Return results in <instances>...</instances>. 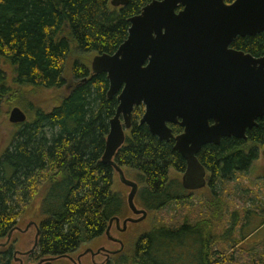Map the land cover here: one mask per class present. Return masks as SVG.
<instances>
[{"label": "trees", "instance_id": "16d2710c", "mask_svg": "<svg viewBox=\"0 0 264 264\" xmlns=\"http://www.w3.org/2000/svg\"><path fill=\"white\" fill-rule=\"evenodd\" d=\"M153 1L161 0H131L124 8L112 7L111 0H0V117L19 89L62 90L69 75L74 82L49 111L16 99L27 122L10 125V139L0 153V264L13 263L14 247L1 242H8L41 193L36 260L76 253L103 237L110 222L128 212L123 196L115 191L114 168L102 162L118 99L108 98L107 75H93L80 60L70 70L68 61L74 49L81 55L116 54L129 37V20ZM233 48L263 58L264 33L238 39ZM9 70L15 92L7 82ZM143 115V107L134 110L132 129L115 163L141 186L138 201L145 211L186 205L191 195L179 180L170 179V171L185 172L186 163L173 150V142L159 141L140 124ZM258 123L247 141L224 139L220 146L202 149L198 159L210 175L211 204L203 208L202 218L140 235L132 264H264L256 255L236 260L234 254H225L238 255L241 242L264 228L263 219L250 230L260 209L257 197L241 182L258 159L257 149L264 147V120ZM174 132L182 129L175 127ZM261 183L264 192V180ZM230 198L246 201L244 217L238 210L229 213Z\"/></svg>", "mask_w": 264, "mask_h": 264}, {"label": "water", "instance_id": "95a60500", "mask_svg": "<svg viewBox=\"0 0 264 264\" xmlns=\"http://www.w3.org/2000/svg\"><path fill=\"white\" fill-rule=\"evenodd\" d=\"M130 1L111 0V6L124 8ZM129 22L128 40L116 54L97 55L91 64L93 75H107L108 98L119 102L102 162L131 189L128 208L141 216L123 221L124 230L148 215L135 204L138 184L115 163L136 107L146 108L141 124L153 137L174 139V151L187 165L182 187L188 192L207 187V170L198 159L204 147L219 146L224 139L247 141L248 132L264 120V57L231 48L239 38L264 33V0L153 1ZM9 121L21 125L27 116L15 108ZM169 124L179 125L183 133L174 138ZM114 222L120 225L119 218L112 220L107 235Z\"/></svg>", "mask_w": 264, "mask_h": 264}, {"label": "rangeland", "instance_id": "374dc122", "mask_svg": "<svg viewBox=\"0 0 264 264\" xmlns=\"http://www.w3.org/2000/svg\"><path fill=\"white\" fill-rule=\"evenodd\" d=\"M97 55L91 54V55H81L79 54L75 49L73 50L70 59L68 61V67L71 70V66L73 65L75 60H80L83 63L87 64L91 68L92 61L94 57ZM7 82L11 85V89L15 92L16 88L12 86V73L11 71H7ZM68 85L62 89V90H36V89H19L17 92H19V95L15 96L13 99H11V102H8L5 104V107L2 109V114L0 117V153L4 150L5 146L7 145L10 134L12 132V127L10 126L11 123L9 121L10 114L16 108V99L20 98L21 101L24 103H33L34 109H42L44 111L51 110L54 106L59 104L70 92L72 86L74 85L73 79L71 75H69V78H67ZM14 101V105H13ZM10 103L11 109H10ZM25 105V104H24ZM130 134L129 131H127L126 136ZM258 152V159L253 164L251 171L247 175L244 181H241L244 186H246L249 189V193L254 194V196L257 197L256 205L259 207L260 210L256 209L257 215L255 216L254 220H252V224L250 227V230L253 231L260 223H262V220L264 219V192L262 191V183L261 181L264 180V147L257 149ZM184 172H178L177 170H171L170 171V179H177L182 183ZM128 180L133 181L137 183L135 180L134 175H131L130 173H125ZM115 191L119 194H121L128 206L127 200L128 196L131 192V189L124 186L119 179L118 174L115 173ZM260 181V182H259ZM138 184V183H137ZM238 184L237 181L231 183L232 187H235ZM139 191L141 190V186L138 184ZM43 194L41 193L38 198L35 200V203L24 212L22 217L20 218L18 222V228L21 231H25L26 228L30 224H35L40 226L42 223V219L40 217V210L38 209V206L40 205V202L42 200ZM190 197V196H189ZM211 191L209 188L202 189L200 191L195 192L191 197L189 198V202L186 205H172L168 207L166 210H163L161 212H147V218L138 224H128L127 231L122 233L119 232L116 229V222L112 225V232L111 236L113 238L119 239L123 243V249L120 250V245L117 243H112L108 241L107 236L104 235L98 240H95L87 245H84L80 248L79 251L76 253L70 255V257L76 261L77 257L80 255L85 256L86 251L89 249L93 252H97L99 249L106 248L110 251H117L120 253L117 256H114L110 260V264H132V254L134 245L139 238L140 235L149 232L150 230L161 226V225H173L175 223L179 224L186 220L191 219H198L202 218L204 211L203 208L207 205L209 206L211 204ZM138 196L136 197L135 204L139 210H144L142 206L140 205L138 201ZM231 200V201H230ZM229 202H231V207L229 213L232 214L235 211H239V214L241 217H244L245 211L242 210V208H245L246 201H240L239 199H229ZM179 206V207H177ZM249 210H251L253 204L252 202L249 203ZM244 211V212H243ZM255 212V211H254ZM260 215V217H259ZM229 216V215H227ZM258 216V217H257ZM257 217V218H256ZM262 217V218H261ZM126 218H134V215L128 208V212L125 216L120 217V225L122 227V223ZM110 226V224H109ZM229 225L227 224L226 227ZM218 231V230H217ZM248 232V231H247ZM219 234L222 233V231L217 232ZM250 234V233H249ZM236 235L234 233L233 237L236 238ZM36 237V229L32 228L27 233H21V232H15L10 242H4L1 243H10L9 246L14 247L15 250L19 252H27L28 250H31L34 244V240ZM232 237V238H233ZM231 238V239H232ZM240 239L239 235L237 239ZM229 240V239H228ZM220 249L228 250V246L225 244L219 245ZM225 247V248H223ZM240 247V248H239ZM237 248L238 255L235 253H232L230 251L229 253H225L226 255L234 254L236 256V260L238 257L240 259L248 258L253 255H256L259 259H261L264 262V228L258 230L255 235L247 240H244L241 242ZM120 250V251H119ZM69 257V258H70ZM15 259V257H14ZM20 257L16 255V259L13 261L12 264H20L19 262ZM258 259V260H259ZM23 264H37L39 260H36L32 258V260H27V258H22ZM83 264H91V256H85L82 259ZM97 261L101 262L102 259L99 258ZM260 261V260H259ZM70 261L67 259L64 260H55L52 261L51 264H70ZM241 262V261H240Z\"/></svg>", "mask_w": 264, "mask_h": 264}, {"label": "flooded vegetation", "instance_id": "af4514ba", "mask_svg": "<svg viewBox=\"0 0 264 264\" xmlns=\"http://www.w3.org/2000/svg\"><path fill=\"white\" fill-rule=\"evenodd\" d=\"M239 39H241V38H239ZM246 39V38H245ZM128 40V39H127ZM126 40V41H127ZM125 41V42H126ZM236 43V42H235ZM234 43V44H235ZM233 44V45H234ZM233 45L231 46V48L232 49H234L233 48ZM235 50V49H234ZM118 99V98H117ZM139 107H143L144 108V115H145V112H146V108L144 107V106H139ZM139 107H136V108H139ZM135 108V109H136ZM134 109V110H135ZM133 113H134V111H133ZM144 115H143V117H144ZM143 117H142V119H143ZM142 119H141V121H142ZM263 121V120H262ZM132 124H133V114H132ZM140 124H141V122H140ZM142 125V124H141ZM142 126H146L147 127V125H142ZM169 126V128L172 130V132H173V135H174V138H176L177 136H179V135H181L182 133H183V129L179 126V125H172V124H169L168 125ZM175 127H179V128H181L182 129V133H180V134H176L175 132H174V128ZM148 128V127H147ZM131 129H132V126H131ZM131 129L130 130H128L129 132L131 131ZM149 130V129H148ZM150 132V131H149ZM126 133H127V131H126ZM156 138V137H155ZM158 139V138H157ZM233 139V138H232ZM159 140V139H158ZM236 140V139H235ZM160 141V140H159ZM223 141V140H222ZM238 141H241V140H238ZM161 142H164V141H161ZM171 142H173L174 143V146H175V141H174V139H172L170 142H166V143H171ZM221 145V144H220ZM219 145V146H220ZM174 146H173V150H174ZM208 146H214V145H208ZM207 147V146H206ZM217 147V146H216ZM177 153V152H176ZM182 158V157H181ZM183 159V158H182ZM186 163V162H185ZM186 169H187V165H186ZM185 172H186V170H185ZM185 172H184V174H185ZM183 174V175H184ZM209 177H210V175H209V173L207 172V187H208V185H209ZM206 187V188H207ZM186 192H188V191H186ZM197 192V191H196ZM138 193H139V191H138ZM195 192H188V195H193ZM137 196H138V194H137ZM141 218V216H134V218H126L125 220H127V219H134V220H138V219H140ZM120 219V218H119ZM124 220V221H125ZM116 224V223H115ZM39 227V230H40V226H38ZM32 228H34V229H36V237H35V240H34V244H33V247H32V249L31 250H28L27 252H24V253H22V252H19V251H17V250H15V252H14V257H15V259H16V255L17 256H19L20 257V259H19V262H20V264H23V260H22V258L24 259V258H27V260H32V258H34V259H36V256H37V247H38V243H39V238H40V234L37 236V233H38V230H37V227H36V225L33 223V224H30L27 228H26V230L25 231H22L21 233H27L28 231H30V229H32ZM116 229L119 231V232H122V233H124V232H126L127 231V229L126 230H124V228H123V224H122V227H121V225H119V226H117V224H116ZM112 228H111V231H110V234H111V232H112ZM15 232H17V230L15 231ZM14 232V233H15ZM19 232V231H18ZM107 235V234H105L106 236H107V239H108V241H110V242H112V243H117V244H119L120 245V250L122 251V249H123V243L119 240V239H117V238H113L111 235ZM37 244V245H36ZM119 250V251H120ZM86 253V255L85 256H88V255H90L91 256V264H110V260H111V258L112 257H114V256H117V255H119L120 253H118L117 251H110V250H108V249H106V248H101V249H99L97 252H93V251H91L90 249L88 250V251H86L85 252ZM85 256H83V255H80V256H78L77 257V259H76V261L75 260H73L70 256H68V258H62V259H58V260H64V259H67V260H69L70 262V264H83V261H82V259H83V257H85ZM70 257V258H69ZM99 258H101L102 259V261L101 262H99V261H97V259H99ZM14 259V260H15ZM45 260H47L46 258H43V259H39V262L37 263V264H41V262L42 261H45ZM44 264H51V262H46V263H44Z\"/></svg>", "mask_w": 264, "mask_h": 264}]
</instances>
